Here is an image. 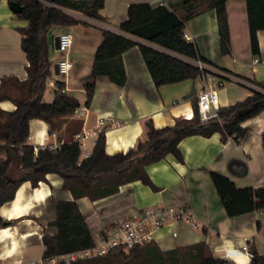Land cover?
<instances>
[{
  "label": "crops",
  "instance_id": "crops-1",
  "mask_svg": "<svg viewBox=\"0 0 264 264\" xmlns=\"http://www.w3.org/2000/svg\"><path fill=\"white\" fill-rule=\"evenodd\" d=\"M177 1L104 0L99 10L100 19L70 11L85 23L52 25L47 31L51 63L47 79H50V84L56 81L55 76L59 73H55L54 64L58 60L67 57L73 61V67L63 79L64 92L76 97L80 103L72 117L82 120L79 132L97 127L104 133L107 153L126 151L135 147L138 141L145 140L146 122L149 120L156 127H161L173 125L177 119L191 117L192 99L197 97L203 85L216 87L219 108L252 95L253 90L258 89L254 81L264 84V30L257 31L259 53L254 54L250 45L245 0H226L230 53L223 54L220 50V37L213 8L188 19L184 28L186 39L194 42L199 53L209 60L210 63L203 64L211 72L209 74L215 76L214 83L208 82L205 75L203 79H185L157 87L138 45H134L122 53L126 73L124 84H116L106 75L97 76L92 100L86 105L83 83L91 79V64L102 38V29H110L127 35L138 43L158 47L155 43L121 31L119 25L125 20L128 7L132 3L168 6ZM26 25L27 20L20 19L10 8L9 0H0V77L13 75L19 79L26 78L28 62L20 47L22 35L19 32V28ZM60 33L70 34L71 43L64 56L57 59L55 37ZM192 61L198 64V61ZM193 85L196 94L188 97ZM43 96L44 93L42 98ZM0 106L6 110L14 108V104L7 99L1 100ZM99 118H103L102 124L98 123ZM242 126L247 127L248 131L238 142L232 137L222 141L219 132L208 136L188 134L182 137L178 143L182 161L168 153L145 166L156 188L140 180H133L120 185L118 192L112 195L93 201L85 196L76 199L92 235L102 224L124 218L145 206L159 204L182 208L192 217L191 222L169 219L154 230V240L162 249L203 240L212 254L226 259L227 264H236L231 256L246 254L242 249L244 243L264 255V209L229 216L210 176L211 171L225 175L237 187L264 185V148L261 139L264 132V110L245 120ZM63 130L64 124L49 133L45 121L31 119L28 142L37 150L39 146L64 141ZM96 138L95 135H87L80 146L85 145L87 140H91L94 145ZM93 145L86 148L85 152H91ZM84 154L80 156L83 157ZM46 178L48 182L39 181L35 187H32L30 181H23L14 198L0 206L2 217L11 221L7 225L10 227V237L0 239L1 264H11L19 260L31 261L41 257L44 249L42 233H55V226L47 224L55 217V201L72 199V195L62 187L63 180L56 173L49 172ZM21 187L22 210L5 215L1 207L6 205L10 211L11 203ZM40 187L44 197L41 201L32 200L30 197L34 189ZM250 260L251 257L248 264Z\"/></svg>",
  "mask_w": 264,
  "mask_h": 264
},
{
  "label": "trees",
  "instance_id": "trees-1",
  "mask_svg": "<svg viewBox=\"0 0 264 264\" xmlns=\"http://www.w3.org/2000/svg\"><path fill=\"white\" fill-rule=\"evenodd\" d=\"M12 1V0H9ZM21 5L19 18L27 20V25L19 28L20 47L26 54L27 76L19 79L13 75L0 77V101L10 100L14 108L6 110L0 106V206L14 198L17 188L23 181H30L32 187L39 181L48 182L46 174L56 173L63 180L62 187L68 190L72 199L55 201V217L47 222L55 226L53 234L43 232L42 257H50L93 245V235L78 207L76 199L87 197L100 199L118 192L120 185L140 180L152 188L145 166L157 161L166 154H173L182 161L178 143L188 134L211 135L220 133L225 141L232 137L237 142L248 128L242 123L264 110V84L254 83L252 95L232 105L221 106L216 116L201 119L197 97H193V113L189 118L177 119L173 125L156 127L150 120L146 122V138L126 151L107 153L105 135L100 132L87 157H81L80 144L72 136L82 128V120L72 115L80 106L79 100L64 92V82L56 80L51 102L42 100L46 79L50 74L47 31L52 25L67 26L85 21L71 13L100 19V8L104 0H13ZM249 38L252 53H259L257 31L264 30V0H245ZM214 9L220 37V50L228 54L230 36L226 0H178L170 5L132 3L127 16L119 29L130 35L155 43L152 46L138 43L122 33L103 28L102 38L94 52L90 76L83 83L85 104L89 105L95 89V80L106 75L111 81L122 85L126 73L122 53L138 45L142 58L154 84L173 83L185 79H196L211 73L192 60L210 63L203 57L192 41L184 36L185 22L199 13ZM187 58V59H186ZM42 119L48 125L49 133L64 124V141L59 147L49 145L38 147L35 152L28 142L29 122ZM264 148V132L261 135ZM80 159V164L77 161ZM212 182L222 205L229 216L264 209V185L237 187L227 176L210 172ZM6 220L0 214V228ZM253 256L249 264H264V255L250 248ZM228 261L216 257L203 241L162 249L152 239L136 243L127 251L112 248L91 258H83L70 263L59 264H227Z\"/></svg>",
  "mask_w": 264,
  "mask_h": 264
},
{
  "label": "built area",
  "instance_id": "built-area-1",
  "mask_svg": "<svg viewBox=\"0 0 264 264\" xmlns=\"http://www.w3.org/2000/svg\"><path fill=\"white\" fill-rule=\"evenodd\" d=\"M185 36V35H184ZM186 38V36H185ZM71 43V37L68 33H60L58 36V50L66 51ZM73 61L67 57L58 60V73L66 75L73 67ZM198 66L204 67L203 62L198 61ZM206 79L210 83L215 82V76L213 74H206ZM203 79V78H202ZM204 82V80H202ZM220 84V82H218ZM197 105L201 119L206 120L213 116H216L217 112V90L216 87L203 85L197 93ZM77 108L75 109V111ZM74 111V112H75ZM99 124L103 123V118H99ZM100 133L99 128L83 129L81 132L74 135L73 139L77 140L80 145L83 144L82 140L87 135L98 136ZM4 143L0 140V145ZM63 141L49 145L52 148L59 147ZM45 145L39 146L43 147ZM35 152L37 151L34 148ZM90 151L85 152L83 157H87ZM80 164V159L77 161ZM186 220L192 221L191 215L184 212L182 208L166 205H149L141 208L139 211L132 213L124 218L113 219L108 224H102L99 226L93 234L94 243L92 246L69 251L66 253L50 256V257H38L31 261L14 262L11 264H59L60 262L70 263L83 258H91L96 255H101L112 248L120 247L124 251H127L136 243H143L154 239V230L159 228L167 220ZM242 249L247 256H253V252L250 247L244 243ZM1 264V257H0Z\"/></svg>",
  "mask_w": 264,
  "mask_h": 264
},
{
  "label": "bare ground",
  "instance_id": "bare-ground-1",
  "mask_svg": "<svg viewBox=\"0 0 264 264\" xmlns=\"http://www.w3.org/2000/svg\"><path fill=\"white\" fill-rule=\"evenodd\" d=\"M22 190H23L22 187L18 190L15 200L11 203L10 211H8L6 205L1 207V211L5 215H11L12 212L16 213V212L22 210L21 207H20V203L22 201V194H21ZM32 194H33L32 197H30V198H32V200H40L41 201V199L44 197V192H43L41 187L34 189ZM10 235H11V232H10V227L9 226H7L5 228H0V239L1 240H4V239L10 237Z\"/></svg>",
  "mask_w": 264,
  "mask_h": 264
},
{
  "label": "rangeland",
  "instance_id": "rangeland-1",
  "mask_svg": "<svg viewBox=\"0 0 264 264\" xmlns=\"http://www.w3.org/2000/svg\"><path fill=\"white\" fill-rule=\"evenodd\" d=\"M20 19H22V18H20ZM64 52L65 51L57 50L56 51V58L58 59V58L63 57L64 56ZM64 76H65L64 74H56L55 79L56 80L58 79V80H62L63 81ZM49 80H50L49 78L46 80V85H45V89H44V92H43L44 93V96H43L42 100L45 101V102H51L52 101V99H53V92L56 89L54 83L52 82V84H50L49 83ZM92 145L93 144H92L91 140H87V142H86L85 145L80 146L81 155L84 154L86 148H88L90 146L92 147ZM94 236L96 237V234H94Z\"/></svg>",
  "mask_w": 264,
  "mask_h": 264
},
{
  "label": "water",
  "instance_id": "water-1",
  "mask_svg": "<svg viewBox=\"0 0 264 264\" xmlns=\"http://www.w3.org/2000/svg\"><path fill=\"white\" fill-rule=\"evenodd\" d=\"M9 5H10V8L16 13H18L21 10V5L16 1H13V0L9 1ZM55 47L58 48V36L55 37ZM54 71H55V73H58L57 63L54 64ZM195 94H196V90H195L194 85H193L190 93H188L187 96L188 97L194 96ZM8 224H9L8 221L3 222V226H7Z\"/></svg>",
  "mask_w": 264,
  "mask_h": 264
},
{
  "label": "clouds",
  "instance_id": "clouds-1",
  "mask_svg": "<svg viewBox=\"0 0 264 264\" xmlns=\"http://www.w3.org/2000/svg\"><path fill=\"white\" fill-rule=\"evenodd\" d=\"M229 247L231 248V244H229ZM232 260L236 262V264H248L249 257L246 254H237L230 257Z\"/></svg>",
  "mask_w": 264,
  "mask_h": 264
}]
</instances>
